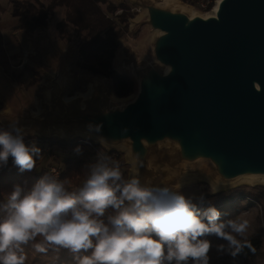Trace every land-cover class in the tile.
Masks as SVG:
<instances>
[{
  "label": "water",
  "instance_id": "obj_1",
  "mask_svg": "<svg viewBox=\"0 0 264 264\" xmlns=\"http://www.w3.org/2000/svg\"><path fill=\"white\" fill-rule=\"evenodd\" d=\"M131 1L145 10L131 26L149 34L142 50L127 49L119 61L133 93L117 103L95 80L87 99L79 94L66 103L69 80L56 69L47 107L38 115L20 109L13 124L42 137L54 128L66 132L65 140H93L75 135L85 133L108 151L121 145L145 186L157 153L163 166L205 168L223 183L264 175V0H215L205 16L158 0Z\"/></svg>",
  "mask_w": 264,
  "mask_h": 264
},
{
  "label": "clouds",
  "instance_id": "obj_2",
  "mask_svg": "<svg viewBox=\"0 0 264 264\" xmlns=\"http://www.w3.org/2000/svg\"><path fill=\"white\" fill-rule=\"evenodd\" d=\"M10 157L21 173L40 157L15 125L0 129V167ZM220 215L212 207L198 210L179 191L125 179L118 162L98 156L75 190L48 174L29 190L13 186L0 206V264H25L23 246L38 236L36 251L45 244L68 250L73 264H209L208 235L227 241L218 251L232 257L244 247L237 236L247 222H218Z\"/></svg>",
  "mask_w": 264,
  "mask_h": 264
},
{
  "label": "rangeland",
  "instance_id": "obj_3",
  "mask_svg": "<svg viewBox=\"0 0 264 264\" xmlns=\"http://www.w3.org/2000/svg\"><path fill=\"white\" fill-rule=\"evenodd\" d=\"M39 1L44 6L48 3V0ZM111 1L120 4L125 3L135 13L129 21L128 33L119 41L116 54L121 46L123 48L121 52L127 49L131 52H139L148 40V28L138 27L137 25L131 26V21L140 15L141 8L131 0ZM158 1L160 3L168 2L167 5L181 7L195 15L205 16L212 12V9L207 11V4L211 0ZM62 16V9H57L53 16L43 12L31 14L23 8L13 5L10 0H0V125L5 129H9L15 118L22 113L20 109H27L33 113L38 112L51 89V81L56 69L60 70L69 80L64 93L65 98L86 93L90 82L97 80L106 87L111 100H123L110 93L107 80L91 79V77L84 74L74 75L70 73V66L75 58L76 44L75 42L66 44L57 38L55 24ZM60 56H63V58L60 59ZM121 56L123 57V55ZM115 58L114 67L118 73H122L121 67L115 65ZM76 83L84 84V91L73 92V86ZM23 134L26 144H35L40 149V157L36 158L35 162L36 172L46 170L50 175L52 169L57 170L59 173L68 157L97 161L101 149L109 150L101 144H96L94 140H84L85 138H82L79 139L82 144L79 147L81 154H76L75 151L69 153L50 147L46 142L49 139H63L62 137L53 134L42 137L36 134H28L24 130ZM91 143L98 145L99 148H93ZM125 150L123 147H119L115 151L122 155L126 166L120 170L127 179L131 172V165L126 159ZM9 162H12L11 157L8 160ZM157 164L159 166L160 163L157 162L155 165ZM149 186L168 187L174 191H179L190 199L193 204H213L217 199L225 198L218 222L234 220L242 223L246 221L245 232L243 235H238L237 239L241 242L256 241L258 245L251 251L250 255L232 257L225 251H218L219 245L227 247V241L215 235H208L205 238L211 243L208 253L209 264H264V210H261V207L255 201L247 197V193H257L264 185L243 184L216 191L212 190L210 185L203 180L184 183L180 175H169L166 178L157 170ZM236 190H242L245 194L230 199V195ZM36 243H43V238L38 236L35 240L23 246L26 255L25 262L28 264H55L57 259L49 255V252L35 250L34 245Z\"/></svg>",
  "mask_w": 264,
  "mask_h": 264
},
{
  "label": "trees",
  "instance_id": "obj_4",
  "mask_svg": "<svg viewBox=\"0 0 264 264\" xmlns=\"http://www.w3.org/2000/svg\"><path fill=\"white\" fill-rule=\"evenodd\" d=\"M188 2V0H183ZM207 4V11L212 9L213 2ZM10 2L23 8L29 13L43 12L53 16L57 9H62V18L55 24L57 38L70 44L75 42V58L70 66V73L74 75L84 74L92 78H102L110 83L111 93L118 98L129 97L133 93L134 83L132 80L120 73L114 67V58L119 46V41L129 31V21L135 15L131 7L125 3H116L111 0H48L43 5L39 0H10ZM120 11V12H119ZM119 12V13H118ZM85 85L76 83L73 92L84 91ZM0 129H5L0 125ZM78 137L71 140L49 139L48 146L69 153L82 146ZM92 144V143H91ZM93 148H99L92 144ZM100 156H107L119 163L120 169L125 165L122 155L116 151L101 149ZM96 161L68 157L64 161L63 169L59 170L58 178L63 181L65 187L75 190L80 186L88 171V167ZM44 174L50 175L46 170L21 173L12 162L7 166L0 167V206H2L14 185H19L25 190L31 187ZM124 174V173H123ZM126 179V176L124 174ZM245 194L242 190H236L230 195L233 199L237 195ZM247 197L255 201L261 210H264V187L257 193H247ZM225 198L217 199L213 204L195 203L198 210L203 211L209 207L215 208L219 213L223 208ZM243 250L237 256L250 255L258 243L256 241H244ZM48 254L57 259L55 264H73L72 254L65 249L45 244ZM25 264H28L25 262Z\"/></svg>",
  "mask_w": 264,
  "mask_h": 264
},
{
  "label": "bare ground",
  "instance_id": "obj_5",
  "mask_svg": "<svg viewBox=\"0 0 264 264\" xmlns=\"http://www.w3.org/2000/svg\"><path fill=\"white\" fill-rule=\"evenodd\" d=\"M168 2L166 3H162L163 5H167ZM216 9V6H214V9L212 10L211 13H214V10ZM145 19V10L141 8V13L140 15H138L133 21H132V25L136 24V23H139L141 20ZM146 27V26H144ZM122 46L120 47V49L118 50V53L116 55V58H115V65H119V61L121 60V51H122ZM57 91H59V89H61V86L58 85L57 86ZM94 91H96V86H92V85H89L88 87V90L86 93L84 94H80L79 96H82L83 98L87 99ZM47 98L49 99H52L54 98V96H48ZM72 99L71 98H64V102L68 103L70 100ZM115 101V100H114ZM117 103H119V101H115ZM48 105V103H45V105L43 107H41L38 112L36 113V115H38L44 108H46ZM50 107V106H49ZM42 113V112H41ZM14 124H12L11 126H13ZM18 125V126H17ZM15 125L16 127H19L21 129H24V127H22L21 125L17 124ZM45 133H52L53 135H56L58 137H66L68 136L67 134H65L66 132H62L61 130H56L54 128H50V129H47L43 132V134ZM75 135H81V136H84V137H90L91 139H93L94 141L96 142H99L101 145H103L104 147L106 148H110L108 147L107 145L103 144L102 142H100L97 138L91 136V135H87L85 133H80V132H77L75 133ZM119 147H123V146H117L115 147L116 148H119ZM124 148V147H123ZM125 149V148H124ZM126 152V159L127 161L129 162V164L131 165V172H130V175H129V178L130 177H136V168H135V163L133 161V159L130 157L129 153H128V150L126 149L125 150ZM163 156V153H157L155 157H152L151 158V162L153 161L154 163V166L152 168V164L150 162V168L153 170L154 174L156 175V171L158 170L159 172H161V174L167 178V176L169 175H180L182 177V181L184 183H189V182H195V181H205L207 182L211 189L212 190H223V189H227V188H230V187H235V186H239V185H243V184H259V185H264V175H243V176H239L235 179H232V180H229L227 181L226 183H223L222 181H219V180H215L213 175L211 176V174L208 173V170H206L205 168H197V167H194V168H191L193 170H190L188 172L187 171H181V170H176L174 168H171L170 166H163V165H155V163L160 160ZM176 171V172H174ZM151 180V179H150ZM149 180V183H151V181ZM148 183V184H149Z\"/></svg>",
  "mask_w": 264,
  "mask_h": 264
},
{
  "label": "built area",
  "instance_id": "obj_6",
  "mask_svg": "<svg viewBox=\"0 0 264 264\" xmlns=\"http://www.w3.org/2000/svg\"><path fill=\"white\" fill-rule=\"evenodd\" d=\"M82 139V138H81ZM84 140H86V139H84ZM83 141V140H82ZM51 176H54V177H56V178H58V171L57 170H55V169H52L51 170Z\"/></svg>",
  "mask_w": 264,
  "mask_h": 264
}]
</instances>
